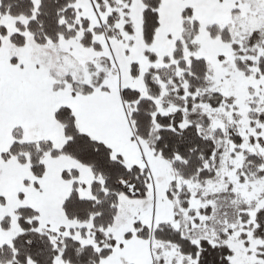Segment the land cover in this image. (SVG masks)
<instances>
[{
  "label": "snow or ice",
  "instance_id": "snow-or-ice-1",
  "mask_svg": "<svg viewBox=\"0 0 264 264\" xmlns=\"http://www.w3.org/2000/svg\"><path fill=\"white\" fill-rule=\"evenodd\" d=\"M0 264H264V0H0Z\"/></svg>",
  "mask_w": 264,
  "mask_h": 264
}]
</instances>
